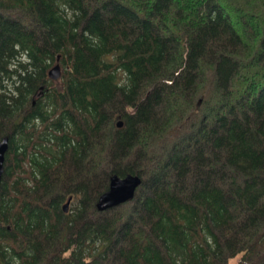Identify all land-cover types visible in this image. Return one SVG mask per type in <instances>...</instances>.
<instances>
[{
	"label": "trees",
	"instance_id": "trees-1",
	"mask_svg": "<svg viewBox=\"0 0 264 264\" xmlns=\"http://www.w3.org/2000/svg\"><path fill=\"white\" fill-rule=\"evenodd\" d=\"M3 136L0 264H264V0H0Z\"/></svg>",
	"mask_w": 264,
	"mask_h": 264
},
{
	"label": "water",
	"instance_id": "water-1",
	"mask_svg": "<svg viewBox=\"0 0 264 264\" xmlns=\"http://www.w3.org/2000/svg\"><path fill=\"white\" fill-rule=\"evenodd\" d=\"M47 77L51 80H56L60 75V68L58 64L52 65L46 72ZM122 125V121L117 119L115 126L118 128ZM7 146V137L3 136L0 139V175L2 172V164L4 159V152ZM140 183V178L135 174H126L118 176L113 173L108 177V185L97 197L95 201V208L97 211H105L107 209L118 206L133 198L135 189ZM70 197L62 205V210L65 212Z\"/></svg>",
	"mask_w": 264,
	"mask_h": 264
},
{
	"label": "rangeland",
	"instance_id": "rangeland-1",
	"mask_svg": "<svg viewBox=\"0 0 264 264\" xmlns=\"http://www.w3.org/2000/svg\"><path fill=\"white\" fill-rule=\"evenodd\" d=\"M58 78H59V77H58ZM234 259H236V257H235Z\"/></svg>",
	"mask_w": 264,
	"mask_h": 264
}]
</instances>
